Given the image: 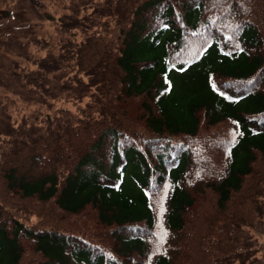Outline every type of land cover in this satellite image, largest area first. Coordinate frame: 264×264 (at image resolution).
<instances>
[{
  "label": "trees",
  "instance_id": "1",
  "mask_svg": "<svg viewBox=\"0 0 264 264\" xmlns=\"http://www.w3.org/2000/svg\"><path fill=\"white\" fill-rule=\"evenodd\" d=\"M0 47V264H264V0H0Z\"/></svg>",
  "mask_w": 264,
  "mask_h": 264
},
{
  "label": "rangeland",
  "instance_id": "2",
  "mask_svg": "<svg viewBox=\"0 0 264 264\" xmlns=\"http://www.w3.org/2000/svg\"><path fill=\"white\" fill-rule=\"evenodd\" d=\"M45 2L47 3V5L51 6V0H49V1L45 0ZM27 15L18 14V16H17V18L15 20H11L12 24L14 22L15 23H19V22L26 21L25 24H27V26L25 25L26 27L19 28V30H18L19 33H21V32L39 33V32H43L44 30L53 32V30H54V25L53 24H50L48 21H41V20H39L38 18H36L34 16L29 18V16H31V15H28V16ZM28 23H29V25H28ZM9 25H11V22H10ZM0 53H5L9 57H14L15 59H17L16 56H15L16 53L13 52L12 50H7V49H4V48L0 47ZM263 258H264V256H263Z\"/></svg>",
  "mask_w": 264,
  "mask_h": 264
}]
</instances>
